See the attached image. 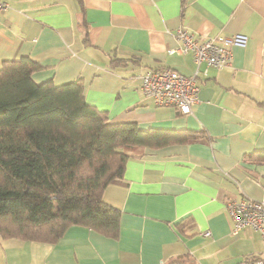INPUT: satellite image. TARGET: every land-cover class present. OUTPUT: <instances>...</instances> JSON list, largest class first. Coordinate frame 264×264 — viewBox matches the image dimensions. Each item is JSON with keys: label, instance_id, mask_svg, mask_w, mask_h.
<instances>
[{"label": "crops", "instance_id": "obj_1", "mask_svg": "<svg viewBox=\"0 0 264 264\" xmlns=\"http://www.w3.org/2000/svg\"><path fill=\"white\" fill-rule=\"evenodd\" d=\"M3 1L0 68L29 56L42 65L36 82L81 78L86 100L114 122L197 135L131 155L123 182L104 192L122 211L118 238L80 225L55 243L0 237V264H236L264 254L260 233L233 234L227 211L233 200L264 202V162L256 160L264 153V0ZM180 27L198 37L247 36L229 65L199 66L187 114L141 87L151 69L195 74L191 53L169 52L181 45Z\"/></svg>", "mask_w": 264, "mask_h": 264}, {"label": "trees", "instance_id": "obj_2", "mask_svg": "<svg viewBox=\"0 0 264 264\" xmlns=\"http://www.w3.org/2000/svg\"><path fill=\"white\" fill-rule=\"evenodd\" d=\"M40 68L29 56L0 68V237L55 243L80 225L118 238L122 211L105 189L123 182L133 153L197 134L114 122L81 78L36 82Z\"/></svg>", "mask_w": 264, "mask_h": 264}, {"label": "built area", "instance_id": "obj_3", "mask_svg": "<svg viewBox=\"0 0 264 264\" xmlns=\"http://www.w3.org/2000/svg\"><path fill=\"white\" fill-rule=\"evenodd\" d=\"M8 7L6 2L0 1V11H5ZM176 36L181 45L169 52L191 53L197 64L195 74L187 75L169 67L151 69L142 75L141 87L157 104L175 106L182 113H191L200 90L197 84L199 66L204 63L206 72L209 67L222 69L229 65L233 57L232 47L245 46L247 36L236 33L231 37H198L182 27L178 29ZM227 211L233 234L250 227L260 233L264 245V202L253 199L233 200L227 204ZM210 233L206 231L203 235L209 236ZM236 264H264V254L243 258Z\"/></svg>", "mask_w": 264, "mask_h": 264}, {"label": "rangeland", "instance_id": "obj_4", "mask_svg": "<svg viewBox=\"0 0 264 264\" xmlns=\"http://www.w3.org/2000/svg\"><path fill=\"white\" fill-rule=\"evenodd\" d=\"M256 247H257V253L264 251V245L262 242H260V244L257 242ZM262 253H264V252H262Z\"/></svg>", "mask_w": 264, "mask_h": 264}, {"label": "bare ground", "instance_id": "obj_5", "mask_svg": "<svg viewBox=\"0 0 264 264\" xmlns=\"http://www.w3.org/2000/svg\"><path fill=\"white\" fill-rule=\"evenodd\" d=\"M9 8H10V7H8L5 11H7ZM5 11H0V12H5ZM172 107H175V106H172ZM177 109H179V108H177ZM179 110H180V109H179ZM185 114H187V113H185Z\"/></svg>", "mask_w": 264, "mask_h": 264}]
</instances>
